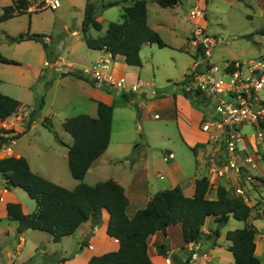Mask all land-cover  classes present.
<instances>
[{
  "label": "crops",
  "instance_id": "0c3cea01",
  "mask_svg": "<svg viewBox=\"0 0 264 264\" xmlns=\"http://www.w3.org/2000/svg\"><path fill=\"white\" fill-rule=\"evenodd\" d=\"M102 1L104 2V0ZM110 1L114 0H109L104 3ZM147 2L148 23L153 29L158 31L163 38L164 33L171 31L172 23L170 19L172 12L178 7L181 12L184 11L183 1L178 0L173 6H162L158 0H147ZM197 3L196 5L202 6L205 10V20H203V24L206 26L207 31L211 34H216L210 32L208 29V15L204 5L207 3V0H199ZM118 5H122L123 8L127 3H120ZM189 13L190 11L187 15H184L185 19L188 21V26L184 33L182 45L188 47L193 60L196 50L190 43L193 25L187 18ZM97 19L102 24V16L98 15ZM106 30L104 33L92 37L104 35ZM27 33L32 34L31 32ZM46 40L49 41V37H47ZM79 40L81 43H85L87 48L83 51L82 57H84V60L78 62L79 67H75L76 64L67 62L63 57H57L56 54H53L50 58V60L54 59L51 68L45 66V62L48 61L45 60L43 64L31 71V73H33L32 82L26 85L29 89L26 98L29 97V94H32L31 88L33 83L38 82L41 77L49 76L50 78H54V76H66L65 73L56 69L57 66L68 68L69 71H82L85 67H89L98 61L101 57L108 58L110 60L111 72L118 77H124L128 83L133 84L137 80L142 79L154 83L155 89H157L156 94L152 93V87L147 88L142 94L134 92L120 93L116 89H108L109 91H106L100 88L101 85L95 82L91 83L87 80L70 75L72 79H68V81L75 82L73 80H77V87L83 89L85 92L83 96L86 99L83 98L86 103V110L80 114H89L92 117H98L99 101L114 105L110 144L107 150L93 162L84 181L86 182L88 178L91 180V184H96L97 182L113 178L122 184L130 201L127 208V214L130 217L139 209L146 207L154 194L160 190L180 186L186 196L192 197L195 194L196 180L202 176H206L209 168L208 154L211 149L207 147L208 135L202 127V122L207 116L205 110L201 106L193 103V101L183 93L182 88L176 86V82H173L175 86L167 85L166 83L158 86L153 78L146 79L142 77L141 71L144 69L145 65H142V67L129 66L125 57L122 55L115 56L106 49H93L88 47L83 32ZM32 42L42 46L43 50L40 49L41 56L47 55L46 47L39 40L26 39L14 43L18 46H28ZM146 44L152 45L156 43H145L144 45ZM70 47L74 48L73 45ZM8 58L17 59L10 56ZM133 68L139 71H130V69ZM0 72H4V67L1 62ZM185 73L186 72H184L183 75ZM6 94L8 95V93ZM17 99L21 101L22 106L11 117L5 120L0 119V127L14 130V133L23 134L20 138L12 140L8 144H2L0 137V158L24 156L29 161L31 169L34 172L69 189L75 188L80 181L68 175L64 163L62 167L57 164L60 155L63 156V159L68 160L69 148L67 145L73 143V136L68 132L71 137H68L70 142L65 144V150L59 149V145H48L33 139H31L27 145L18 147V142L25 136H28L29 130L35 126L36 117L31 127L27 129L26 125L29 114L35 107L29 106L28 103H26L27 100L24 98L17 97ZM122 101L125 103L122 104ZM135 101H138V117L140 116L142 121L148 124L147 126L145 125V128H147V139L143 144L139 138H137L139 128L136 127V125L138 122L129 115L127 111L129 107H126L127 105H134L133 102ZM45 105L46 102H44L43 108ZM26 108L29 109V113L25 116L24 109ZM156 115H159V117H156ZM70 117L72 116L66 117V119ZM119 118L121 123L118 125L122 126L121 128L125 135L122 136L120 130L117 129L116 133L118 137L113 141L115 124L118 123ZM153 119L157 121L152 122ZM173 141L178 147L180 146V148H182L183 152L185 151L182 146L190 150L193 154L192 159L189 158V153L184 154V158L183 156L182 158H180V156L178 157L177 154H175L176 152L169 148ZM250 142L251 141H247L246 139V143L249 146L248 148L253 150L252 146H250ZM134 146H136L140 154L137 153L136 157L129 159L131 155L136 153L134 152ZM263 146L264 144L259 146L255 145V149L257 148L258 152L262 153L261 149ZM191 147H196V151H193ZM160 149H163V151ZM154 150H159L158 152L165 154L164 162H167V166L158 169L160 168V163L153 154V152H155ZM171 154L173 157H171ZM122 159H125L124 164L127 162V165L129 163L131 167L129 165L128 167L127 165H118L117 163ZM116 166H120L118 172L116 174H110L109 176V170H116ZM152 166L155 168L154 174L151 170ZM261 166L262 165L258 162L257 168H254L253 171L255 173H264V167ZM203 168L204 172L202 173L201 171ZM57 170L63 174L59 173ZM103 175H106L104 176L105 178H103ZM98 179L102 180L98 181ZM6 185L5 179L0 172V264H87L93 256L102 255L119 249L120 243L118 239L111 237L107 233L110 215L106 210L103 212L102 223L99 226L93 229L92 220H88L81 224L75 233L63 237L58 242L53 239V235L51 237L48 235L49 237L43 240L38 230L28 229L19 233L17 230L18 223L8 218L7 204L9 202H19L22 204L25 213L33 212L37 204L35 201L26 199L25 195L20 191L22 190L21 188L13 187L7 189ZM219 186L225 187L233 195H241L245 202L252 207L247 222L237 220L231 216L228 222L220 228V235L216 240V244H214L215 239L210 238L212 231L217 228L215 216H210L207 219L203 226L204 237L199 242L186 243L183 235L182 223H175L169 226L167 235L158 231L149 237L148 252L152 264H178L173 260V254L177 255V257L183 261H186L192 252L193 256L189 264H234V255L229 249L232 242L227 239V232L249 225H253L258 229V233L255 237V253L261 259V264H264V182L250 183L234 175L230 178L223 179L217 187L209 188V198H217V189ZM237 187H242L244 189V195L236 193ZM46 240L49 243L54 242L55 255H48L45 261L39 262L36 257L39 254H47L48 246L46 247L44 245V241ZM165 241L170 245V249L167 251L169 254L168 256H163L157 251V244H162Z\"/></svg>",
  "mask_w": 264,
  "mask_h": 264
},
{
  "label": "trees",
  "instance_id": "16d2710c",
  "mask_svg": "<svg viewBox=\"0 0 264 264\" xmlns=\"http://www.w3.org/2000/svg\"><path fill=\"white\" fill-rule=\"evenodd\" d=\"M158 2L162 6H173L178 0ZM120 3H127L123 7L122 20L110 22L104 35L92 37L89 35L90 28L101 30L102 24L97 19L98 6L93 0H87L82 25L84 39L90 48L106 49L115 56H124L129 66L142 67L141 48L145 43H156L160 47L167 44L159 32L148 23L147 0H114L103 3L102 7L107 8ZM28 9V0H13L11 5L4 7L0 22L22 14ZM261 32L264 34V29H261ZM43 37L42 34L21 33L9 38L13 42L39 40L47 48ZM0 62L18 64V61L6 57L1 50ZM68 73L95 82L81 71H69L65 75ZM44 102L45 99L42 98L39 105L30 112L27 129L35 121L36 114L43 108ZM123 103L125 102L122 101ZM21 106L20 100L0 92V119L11 117ZM113 111V104L99 101L98 117L78 114L64 121L65 130L74 138L73 143L67 145L69 169L72 176L80 181L73 189L34 172L24 156L0 158V172L7 184L6 188H22L37 204L31 213H25L19 202L7 204L8 218L18 223L19 233L28 229L47 231L58 242L63 237L75 233L80 225L88 220H92L93 229L99 226L106 210L110 215L107 233L118 239L120 247L116 251L93 256L87 264H152L148 252L149 237L158 231L167 235L169 226L175 223H182L186 243L199 242L204 237L203 226L207 219L215 216L217 228L212 231L210 238H214L216 244L220 228L231 216L247 222L252 207L241 195H233L223 186L218 187L217 198H209L207 176L196 180L195 194L192 197L186 196L180 186L160 190L154 194L146 207L139 209L131 217L127 214L129 198L124 186L118 181L109 178L96 184L84 182L93 162L110 144ZM14 132L0 127L2 144H8L23 134ZM59 141L64 143L60 138ZM191 149L196 151V147ZM257 233L258 229L253 225L227 232V239L232 242L229 249L234 255V264H261V259L255 253ZM169 249L170 245L166 241L157 244V251L163 256L169 255L167 253ZM192 256L193 252L186 261H183L177 255H172L178 264H189Z\"/></svg>",
  "mask_w": 264,
  "mask_h": 264
},
{
  "label": "rangeland",
  "instance_id": "374dc122",
  "mask_svg": "<svg viewBox=\"0 0 264 264\" xmlns=\"http://www.w3.org/2000/svg\"><path fill=\"white\" fill-rule=\"evenodd\" d=\"M107 1L109 0H104V2ZM182 1L184 11L181 12L178 7L172 12L170 19L172 23L171 31L164 33L163 40L167 46L160 47L157 44H146L141 51L143 65H145L141 71L142 77L146 79L153 78L158 86L160 84L163 85V83L174 85L173 82L182 80L185 75L183 73L188 71L193 63L188 47L182 45L184 33L188 26V21L184 15H187L193 6L198 4L199 0ZM36 2L37 0H31L29 6L36 4ZM93 2L98 6V15L102 16L103 29L99 31L91 28L89 31L90 36L104 33L109 22L122 20L123 13L122 5L103 8L102 4L104 2L102 0H93ZM12 3L13 0H0V15L3 13L4 7ZM86 3L87 0H63L61 7L55 10L51 8L40 10L29 9L22 14L0 22V50L6 57L10 56L17 58L15 59L16 61L18 60V64L1 63L4 67V72H0V79L2 80L0 92L4 94L8 93V95L16 99L17 97L24 98L27 100L26 103L32 107H37L42 98L46 102L45 107L36 114L35 126L29 130L30 132L28 131V136H25L18 142V147L27 145L33 139L48 145H59V149L65 150L64 143L70 142L68 137H71V135L64 129L63 122L66 117L80 114L86 110L85 97L83 96L85 92L83 89L77 87V80H73L75 82L68 81V79H72V76H70L72 74L69 73L66 76H54V78H50L49 76L41 77L38 82L33 83L31 88L32 94H29V97L26 98V94L29 93L26 85L32 82L33 73L31 71L43 64L45 60H50L53 54H56L57 57H63L67 62L76 64L75 67H79L78 62L84 60L82 56L86 44L81 43L79 39L82 36V21ZM204 5L208 15L209 31L226 38L224 42L218 44L213 49V60L216 64L224 66L227 61L246 62L259 59L264 60V34L261 32V29H264V0H207V3ZM27 32L44 35V42L47 43L46 56H41L40 49L43 50V48L40 44L32 42L28 46H18L9 38L12 35L18 36L21 33ZM47 37H49V41L46 40ZM71 45L74 48H71ZM134 69H130V71ZM134 71L137 72L139 70ZM100 88L109 91L104 85H101ZM262 96L264 97V91L262 92ZM133 103L134 105H127L126 107H129L127 108L129 115L138 122L136 125L139 128L137 138L143 144L147 139V128H145V125L147 126L148 124L144 123L140 116L138 117L137 115V110L139 109L137 107L138 101ZM154 121L157 120L153 119L152 122ZM120 123L119 118L118 123L115 124L113 141L118 137L116 133L117 129L120 130L122 136L125 135L123 134L122 126H119ZM241 130L247 133V141H251L252 136L256 135V129L250 124L244 125ZM59 138L64 143L60 142ZM182 147L185 152L173 141L169 148L173 149L176 152L175 154L178 157L180 156V158L182 156L184 158V154L189 153L188 156L192 159V152L185 148V146ZM134 148V152L136 153L131 155L129 159L136 157L137 153L140 154L136 146ZM160 150L163 151V149ZM154 151L153 154L160 163V168L158 169L167 166V162H164L165 154L158 152L159 150ZM261 152L264 154V146ZM59 157L60 159L57 164L62 167L64 163L68 175L73 178L69 170L68 160L63 159L62 155ZM124 162L125 159H122L117 164L122 166L127 165V162L125 164ZM258 162L262 165L261 167H264V159L259 158ZM128 165L131 167L129 163ZM119 167L116 166V170H109V176L110 174H116ZM151 170L154 174V166H152ZM57 171L61 173L59 170ZM201 172H204V168ZM104 176L106 175H103V178H105ZM86 182L91 184V180L88 178ZM20 191L25 195L26 199L35 201L34 199L31 200L32 198L25 190L22 189ZM38 231L43 240L47 239L48 235L52 236L47 231ZM44 242V245L48 246V250L47 254H39L36 257L39 262L45 261L48 255H55L54 242L49 243L47 240Z\"/></svg>",
  "mask_w": 264,
  "mask_h": 264
},
{
  "label": "built area",
  "instance_id": "2783aa9c",
  "mask_svg": "<svg viewBox=\"0 0 264 264\" xmlns=\"http://www.w3.org/2000/svg\"><path fill=\"white\" fill-rule=\"evenodd\" d=\"M29 3L31 0H28ZM63 0H37L29 6L30 10L43 8L57 9ZM28 9V10H29ZM193 25L190 43L195 47L193 63L182 80L176 82L193 103L201 106L206 113L202 127L208 135L207 147L209 169L206 176L209 188L217 187L226 178L234 175L250 183L264 182V173H255L258 159H264L255 145L264 144V60L227 61L224 66L213 60V49L225 41V37L211 34L203 24L205 10L195 5L187 16ZM53 60L45 62L51 68ZM62 73L69 72L63 66H57ZM96 84L107 89H116L120 93H143L152 87L157 93L155 84L139 79L130 84L124 77L114 75L110 70V60L101 57L90 67L82 71ZM25 116L29 109H24ZM159 117V115H156ZM250 124L256 129L252 136L250 150L246 143L247 133L242 132L244 125ZM171 157L173 155L171 154ZM236 193H245L242 187Z\"/></svg>",
  "mask_w": 264,
  "mask_h": 264
}]
</instances>
